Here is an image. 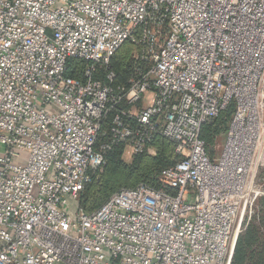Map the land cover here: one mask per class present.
I'll use <instances>...</instances> for the list:
<instances>
[{"label": "built area", "instance_id": "built-area-1", "mask_svg": "<svg viewBox=\"0 0 264 264\" xmlns=\"http://www.w3.org/2000/svg\"><path fill=\"white\" fill-rule=\"evenodd\" d=\"M231 105L215 164L201 129ZM157 138V187L77 203ZM262 165L264 0H0V264H230Z\"/></svg>", "mask_w": 264, "mask_h": 264}, {"label": "rangeland", "instance_id": "rangeland-1", "mask_svg": "<svg viewBox=\"0 0 264 264\" xmlns=\"http://www.w3.org/2000/svg\"><path fill=\"white\" fill-rule=\"evenodd\" d=\"M134 49V46L127 43L113 59V65L121 83L126 82L132 70ZM227 127L228 123L214 137L209 146L212 151V162L215 164L218 163L226 141ZM176 159L178 156L174 153L172 144L163 138H157L151 144V148L142 154H131L128 148L111 152L107 156V166L96 173L93 183L84 190L82 198H85V207L91 209L99 205L114 190L123 186H133L140 181L151 186L159 185L162 169ZM256 184L260 195L251 206L250 217L244 221V228L248 222L254 219L256 226L262 232L264 231V165L259 168ZM246 259L244 261L242 259L241 264H264L263 253L255 252L252 256L247 254Z\"/></svg>", "mask_w": 264, "mask_h": 264}, {"label": "trees", "instance_id": "trees-1", "mask_svg": "<svg viewBox=\"0 0 264 264\" xmlns=\"http://www.w3.org/2000/svg\"><path fill=\"white\" fill-rule=\"evenodd\" d=\"M71 75H73L71 73ZM75 76V75H73ZM232 107L233 105H231L227 110L222 111L216 118L208 121L207 123H205L202 126L201 129V133H200V137L204 140L205 143V148L206 151L209 153V155L212 157V151L210 150V144L213 142L214 137H216V135L220 132V130L222 128H224L226 126V124L228 123L230 116L232 114ZM122 147L121 146H117L114 147L112 150L108 151L105 155V166H107V156L115 151V150H121ZM142 154V153H141ZM178 156V155H177ZM179 160V156L178 159L174 160L173 162L167 164L166 166H164V168L174 164L175 162H177ZM103 167V168H104ZM163 168V169H164ZM95 176V175H94ZM94 178V177H93ZM94 180V179H93ZM90 182L89 184H87L83 190L79 193V197L77 199V203L83 207L86 210H92L97 208L98 206H100L113 192H115L116 190H118L119 188H117L116 190H114L110 195H108V197L106 199H104L103 202H101L99 205H96L94 207H92L91 209H87L85 207V198L83 197V193L84 190L93 183ZM139 183H145L143 181H140ZM137 183V184H139ZM137 184L133 185V186H123V187H134ZM153 186V185H152ZM158 186V185H157ZM154 186V187H157ZM122 188V187H120ZM256 216V215H255ZM254 216V218H255ZM258 252V253H263L264 255V231L260 232L259 227L256 226L255 224V220H251L250 222H248L245 226V228L239 232L237 238H236V242L234 245V250H233V255L231 258V263L230 264H241V261L243 259V261L246 259V255L249 254V256H252L253 253ZM247 260V259H246ZM252 264H256V263H252Z\"/></svg>", "mask_w": 264, "mask_h": 264}]
</instances>
